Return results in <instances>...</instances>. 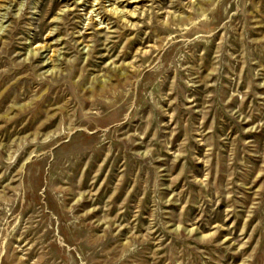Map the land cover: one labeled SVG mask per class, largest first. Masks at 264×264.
Instances as JSON below:
<instances>
[{
    "label": "rangeland",
    "instance_id": "obj_1",
    "mask_svg": "<svg viewBox=\"0 0 264 264\" xmlns=\"http://www.w3.org/2000/svg\"><path fill=\"white\" fill-rule=\"evenodd\" d=\"M0 264H264V0H0Z\"/></svg>",
    "mask_w": 264,
    "mask_h": 264
},
{
    "label": "bare ground",
    "instance_id": "obj_2",
    "mask_svg": "<svg viewBox=\"0 0 264 264\" xmlns=\"http://www.w3.org/2000/svg\"><path fill=\"white\" fill-rule=\"evenodd\" d=\"M111 12H114V14H118L119 13V10H118V8L116 7V8H112L111 9ZM120 14V13H119Z\"/></svg>",
    "mask_w": 264,
    "mask_h": 264
}]
</instances>
